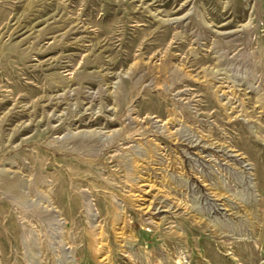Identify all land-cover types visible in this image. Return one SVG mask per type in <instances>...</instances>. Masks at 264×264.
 Returning <instances> with one entry per match:
<instances>
[{
    "label": "rangeland",
    "instance_id": "rangeland-1",
    "mask_svg": "<svg viewBox=\"0 0 264 264\" xmlns=\"http://www.w3.org/2000/svg\"><path fill=\"white\" fill-rule=\"evenodd\" d=\"M0 264H264V0H0Z\"/></svg>",
    "mask_w": 264,
    "mask_h": 264
},
{
    "label": "bare ground",
    "instance_id": "bare-ground-1",
    "mask_svg": "<svg viewBox=\"0 0 264 264\" xmlns=\"http://www.w3.org/2000/svg\"><path fill=\"white\" fill-rule=\"evenodd\" d=\"M99 237V236H98ZM100 239V238H99ZM92 244V243H91ZM100 250V249H99Z\"/></svg>",
    "mask_w": 264,
    "mask_h": 264
}]
</instances>
